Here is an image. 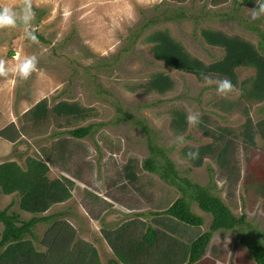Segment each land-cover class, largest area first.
<instances>
[{"label": "rangeland", "instance_id": "1", "mask_svg": "<svg viewBox=\"0 0 264 264\" xmlns=\"http://www.w3.org/2000/svg\"><path fill=\"white\" fill-rule=\"evenodd\" d=\"M25 2L34 16L28 26L18 23L0 28V61L12 68L25 56H34L37 64L24 79L13 71L0 75V130L12 125L16 132L14 143L0 138V164L14 162L25 169L27 161L50 156L54 165H48V179L64 178L73 184L70 199L51 206L42 215L56 218L34 229L38 252H46V247L39 244L56 223L72 236L71 249L90 247L99 264H107L115 256L102 236L103 230L113 232L128 221L163 230L153 221L168 223L164 216L150 214L164 211L180 193L142 169V162L149 156L147 136L132 120L143 121L156 143L169 150L168 156L181 177L207 187L236 218L243 214L247 223L264 231V196L260 192L264 189V152L257 136L254 148L237 137L232 154L236 169L230 175L220 172L210 159L200 168L191 169L182 156L184 148L211 143L203 129L225 128L240 135L244 109L252 124H257L264 119V102L234 106L237 90L218 94L215 81L205 84L168 69L154 59L151 45L144 43L155 30H167L189 55L210 64L223 54L205 45L199 31L219 30L256 46L258 38L246 29L263 18V14L255 20L250 18L256 4L239 7L240 0H228L216 7L210 0H187L178 5L165 0H0V5L19 11ZM178 14L185 16L176 18ZM151 20L156 24L143 30L130 45L133 37L129 36ZM260 28L264 30L263 23ZM29 31L35 41L27 38ZM154 73L170 77L174 83L171 92L160 96L138 88ZM236 74L239 83L253 71L239 69ZM41 100H46L49 110L59 102L75 103L84 118L56 119L49 115L44 124L34 126L24 114ZM171 110H181L186 117L199 114V122H187L186 132L176 136L169 126ZM89 125L92 133L83 139L66 133ZM178 137L183 139L178 141ZM127 167L135 174L133 183L126 178ZM18 201L17 194H0V210L12 204L10 211L28 220L31 215L20 212ZM191 211L202 218L203 224L170 225L175 234H167L179 244L208 231L211 217L200 212L195 203H191ZM239 233L213 234L204 257L196 264H255L237 242Z\"/></svg>", "mask_w": 264, "mask_h": 264}, {"label": "trees", "instance_id": "2", "mask_svg": "<svg viewBox=\"0 0 264 264\" xmlns=\"http://www.w3.org/2000/svg\"><path fill=\"white\" fill-rule=\"evenodd\" d=\"M165 1L178 5L187 0ZM210 1L213 7L228 2V0ZM256 3L257 0H240L237 5L253 7ZM184 16L178 14L176 18ZM164 19L172 20V18ZM262 23L264 24V14L257 25H249L246 28L258 38L256 46L238 36H228L219 30L201 29L199 35L204 44L220 50L223 54L219 60L207 65L189 55L167 30H155L145 37L144 43L151 45L154 59L172 71L191 75L198 82H203L202 73L209 76L212 81L229 80L233 85L230 91L237 90L239 95L234 106H239L240 102L261 104L264 102V30L260 28ZM155 24L156 21L153 20L141 24L138 32L136 34L133 32L131 33L133 35L129 36L133 37L130 45L136 42L143 30ZM239 69H250L253 75L238 83L236 71ZM173 87L174 83L170 77L154 73L138 88L145 94L154 93L162 96L171 92ZM246 111L244 109L245 123L240 135L235 136L225 128H216L212 131L203 129L204 136L210 138L211 143L182 150V156L191 169L200 168L204 160L210 159L215 161L220 172L233 174L236 169L232 160L233 143L239 136L250 148L255 147V136H257L262 141L264 152V119L253 125ZM82 112L77 104L68 102H59L49 110L46 100H41L24 116L28 117L27 120L32 125L41 126L49 115H54L56 119H82L84 118ZM170 117L169 126L173 133L176 136L183 135L187 129L186 114L181 110H171ZM132 122L147 136L149 156L142 162V169L148 174L156 175L162 183L174 188L180 193V197L164 211L150 214L154 217L164 216L167 219V224L153 221L163 230L150 225L144 227L140 222L134 221L125 222L113 232L103 230L102 236L115 256V259L108 260L107 264H196L204 257L213 234L236 230L240 232L237 242L245 249L250 259L255 264H264V231L247 223L243 214L236 218L221 199L213 195L207 187H201L181 177L168 156L169 150H164L156 143L155 138L151 136L152 131L146 127V124L138 120ZM66 133L80 140L92 133V126L73 128ZM15 135L12 125L0 130V138L11 143H14ZM192 151H198L195 160L189 159L186 155ZM49 164L54 165L50 156L44 160L27 161L25 169L14 162L0 164V194L3 196L17 194L20 212L31 215L28 220H21L19 214L10 211L12 204L0 210V264H99L96 252L92 248L84 246L83 249H75V247L71 249L72 236L67 234L65 227L56 223L44 233L39 244L46 247V252H38L36 249L34 243L37 238L34 229L37 225L56 218V215H42L51 206L70 199L73 186L72 182L64 178L49 180L47 177ZM125 170L126 178L131 183L135 182L133 169L127 167ZM260 192L264 196L263 188ZM191 203H195L200 212L209 215L211 222L207 232L198 235L187 244H179L169 235L175 234L170 225H175L174 222H177L188 227H201L203 224L202 218L191 211Z\"/></svg>", "mask_w": 264, "mask_h": 264}, {"label": "clouds", "instance_id": "3", "mask_svg": "<svg viewBox=\"0 0 264 264\" xmlns=\"http://www.w3.org/2000/svg\"><path fill=\"white\" fill-rule=\"evenodd\" d=\"M256 5L257 7L255 9L250 10V18L253 20L257 19L258 15L264 14V0H260V3ZM33 16L34 13L31 10L30 4L27 2H25L19 11L7 5H0V28L15 27L18 23L28 26ZM26 35L30 41L36 40L35 35L31 31L27 32ZM36 64L37 61L34 56H25L17 65L12 68L6 67L4 62L0 61V75H6L9 71H13L18 74L19 78L24 79L36 70ZM201 75L205 84L213 82L209 76L203 73ZM215 83L218 94H226L233 88V85L227 79H218L215 81ZM186 120L189 124L195 125L199 122V114H190L186 117ZM177 139L179 141L183 138L178 137ZM186 155L189 159L195 160L198 157V151H192Z\"/></svg>", "mask_w": 264, "mask_h": 264}]
</instances>
